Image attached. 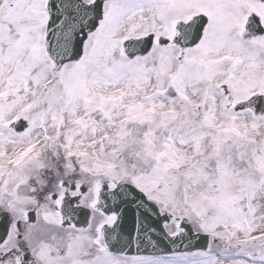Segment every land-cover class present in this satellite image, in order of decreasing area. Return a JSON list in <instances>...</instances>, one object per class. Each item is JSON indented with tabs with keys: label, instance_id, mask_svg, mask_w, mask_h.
<instances>
[{
	"label": "snow or ice",
	"instance_id": "1",
	"mask_svg": "<svg viewBox=\"0 0 264 264\" xmlns=\"http://www.w3.org/2000/svg\"><path fill=\"white\" fill-rule=\"evenodd\" d=\"M0 264H264V0H0Z\"/></svg>",
	"mask_w": 264,
	"mask_h": 264
}]
</instances>
